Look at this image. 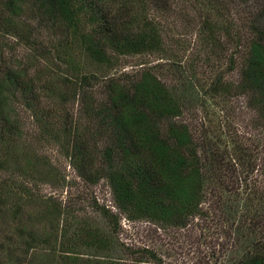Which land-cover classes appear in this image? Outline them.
Segmentation results:
<instances>
[{
  "label": "trees",
  "instance_id": "obj_1",
  "mask_svg": "<svg viewBox=\"0 0 264 264\" xmlns=\"http://www.w3.org/2000/svg\"><path fill=\"white\" fill-rule=\"evenodd\" d=\"M191 1L200 17L198 49L182 67L158 21L168 0H0V264H22L30 254L55 264H117L104 253L115 245L119 216L163 229L195 219L227 228L220 237L232 243L218 253L229 264H264V0ZM231 3L246 8L243 22L225 16ZM32 22L50 42L40 44ZM8 37L29 50L26 61L8 54ZM142 56L157 63L118 72L121 60ZM201 59H225L238 78L225 81L217 72L209 85L199 84L194 62ZM164 64L185 73L177 87L162 79ZM195 95L213 102L200 131L182 120ZM230 98L244 101L247 137L228 124L236 109ZM75 102L82 123L61 113ZM16 107L41 140L62 147L79 177L106 182L116 212L95 206L111 232L64 219L60 205L42 207L25 184L38 182L39 161ZM141 253L163 264L149 249ZM219 256L213 264H222Z\"/></svg>",
  "mask_w": 264,
  "mask_h": 264
},
{
  "label": "rangeland",
  "instance_id": "obj_2",
  "mask_svg": "<svg viewBox=\"0 0 264 264\" xmlns=\"http://www.w3.org/2000/svg\"><path fill=\"white\" fill-rule=\"evenodd\" d=\"M168 1L171 8L169 12L163 13L158 21L165 31L166 40L174 39L175 46L173 50L177 53V61L184 67L198 49L196 29L200 23V17L195 12L191 0ZM228 9L229 11L226 12ZM224 12L225 16H233L234 22L239 24L244 20L246 8L237 3H231ZM32 25L34 28H40L38 35L40 44L50 42L51 38L41 28L42 25L35 22H32ZM5 40L9 41L12 48V51H9L8 54L12 55V58L26 61V58L31 54L29 50L27 51L23 44L16 43L13 38L11 40L8 37ZM230 49L227 55L232 51V48ZM225 61V59H221L218 64L212 65L203 63L202 59L196 60L194 68L199 84L209 85L210 80L217 72H222L220 78L225 81L236 80L238 74L235 71L227 70ZM140 63H144V67H149L155 65L157 59L156 56L125 58L121 60L118 72H134L138 69ZM169 65L164 64L160 67L161 77L166 84L177 87L184 81L185 73L181 72V66H174V69H172ZM93 91L98 93L100 89L95 88ZM186 100L182 120L188 123L192 130L200 131L205 126L206 117L210 116L208 110L213 102H209L208 98L205 99L201 95L189 96ZM228 100L231 107L236 108L233 117L231 118L229 115L228 124L230 123V126L234 125L237 128L238 135L243 134L247 137L250 128L247 126L246 115H243L247 113L243 99L230 98ZM43 106L47 107L49 105L45 102ZM65 107L67 109L61 111V113L65 114L66 112L69 117L72 116V121L82 123L76 102L68 103ZM16 109L24 132L23 139L33 148V153L38 159L35 162L39 161V165L37 164L38 173L36 174L39 179L38 182L25 180V184L30 187L33 194L43 201L42 207L49 209L53 204L60 205L64 219L71 221L72 216L78 221L86 220L90 224L110 231L111 225L101 216L95 206V204L105 206L112 212H116L106 182L102 179L92 185L79 177L70 165L69 160L64 156L62 147L53 140L46 142L41 140L38 126L30 116L22 107H16ZM253 135H255V131H253ZM15 178L16 181L24 182L23 177L15 176ZM209 203L211 204V202ZM213 210L214 208H210V212ZM215 213L213 212V215ZM246 213L250 215V212ZM203 222L195 219L189 222L184 229L177 230L163 229L148 222H130L123 216H119L117 232L113 237L115 245L113 249L104 254L118 262L117 264H137L136 262L140 260V257H143L145 264H154L147 261V257L141 253L142 249H149L154 252L163 264H213L215 259L220 258L219 255H223L220 259L222 264H229V258L221 253L222 249L218 253L219 246L222 247L226 243H232V241L220 237L223 229L227 228H222L219 231L214 227H204ZM232 225H235V223L232 222ZM257 238H255L256 241ZM258 243L257 241L254 244L256 246L260 245ZM21 261L22 264H55L50 258L39 255L34 256L33 254L22 257Z\"/></svg>",
  "mask_w": 264,
  "mask_h": 264
}]
</instances>
